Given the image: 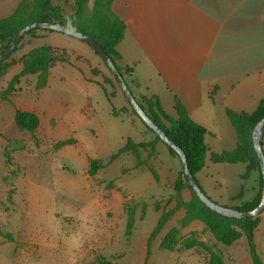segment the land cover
I'll list each match as a JSON object with an SVG mask.
<instances>
[{
	"label": "rangeland",
	"instance_id": "obj_1",
	"mask_svg": "<svg viewBox=\"0 0 264 264\" xmlns=\"http://www.w3.org/2000/svg\"><path fill=\"white\" fill-rule=\"evenodd\" d=\"M17 2L0 0V17L10 14ZM68 11L70 5L64 13ZM45 43L69 49L72 61L66 65V74L72 70L80 80L71 74L36 90L35 75L26 74L5 93L23 58ZM87 47L59 31L35 30L19 40L8 58L11 63L0 76V264H22L26 233L44 243L63 242L74 255L93 243L94 256L103 264H207L208 254L200 246L159 247L160 238L171 226L179 228L181 237L195 231L198 239L219 249L229 264H252L244 237L224 245L201 222L181 226L178 211L152 238L146 254L149 232L161 211L171 207L173 190L163 181L155 183L146 166H134L131 153L108 162L109 154L127 136L134 140L141 136L126 114L112 113L120 103L106 91L109 87L105 88L107 96L100 83L85 79L90 76ZM77 54L82 55L81 66L74 64ZM21 107L32 108L40 117L32 132L19 130L14 124V109ZM164 150L160 143L153 161L160 174L180 166L179 159L169 160ZM93 157L105 166L91 177L87 161ZM229 164L207 161L208 167L196 173L203 192L213 201L228 202L224 180L229 178L230 188L239 180L237 166ZM202 177L207 184L202 183ZM211 183L220 189H211ZM260 217V231L254 240L264 264V209ZM7 232L11 239L3 235Z\"/></svg>",
	"mask_w": 264,
	"mask_h": 264
},
{
	"label": "crops",
	"instance_id": "obj_2",
	"mask_svg": "<svg viewBox=\"0 0 264 264\" xmlns=\"http://www.w3.org/2000/svg\"><path fill=\"white\" fill-rule=\"evenodd\" d=\"M111 7L125 24L123 36L116 49L121 56V62L133 67V74L139 82V86L134 88V94L156 95L161 108L168 115H174L171 117H176L177 100L190 117L205 128L204 141L209 151L233 149L237 144V135L226 109L250 112L264 93V0H113ZM45 44L63 49L66 60L55 61L48 69L45 84L35 89L40 90L53 80L72 77L71 74L74 80L79 81L80 78L71 69L69 75L66 74V65L72 61L69 49L62 45ZM87 46L90 76L84 78L100 83L105 88L109 87L106 91L120 103L116 110L128 107L120 88L104 82L109 71L102 59ZM79 58H82L81 54L74 56V64L81 66ZM37 106L46 115V111ZM21 109L31 110L38 115L32 108ZM121 113L128 116L141 136L136 140L130 136L126 138L129 137L134 142L152 143V146L140 150V158L145 163L134 166L144 165L149 170L152 169L156 175L155 178L152 174L155 183L163 181L173 190L181 167H170L168 172L160 174L153 161H156L157 149L163 142L155 140L153 133L130 109L115 115ZM164 146L166 157L169 160L175 158L165 144ZM261 147L264 153V133ZM122 153H131L134 156L132 152ZM89 159L91 158L88 161ZM207 161L211 162L206 158L204 166L196 173L208 167ZM231 165L237 166L239 180L234 188H230L229 178L225 179L224 190L228 202L217 201L228 206L251 200L259 185L258 171L250 170L242 176L246 172V162H235ZM124 169L127 170L126 167ZM223 171L226 172L227 167ZM196 173L194 177L200 186ZM204 178H201L202 183L207 184ZM210 185L213 190L221 187H216L214 183ZM177 194L183 200L192 198L191 190L183 186L170 194L173 196L171 206L175 205L174 196ZM177 211L180 219L184 210L178 208L175 212ZM261 220L260 217L259 224ZM194 221L196 220L190 224ZM258 226L254 238L260 231ZM70 250L63 242L44 243L26 233L21 248L22 264H103L94 256L93 243L88 244L77 255Z\"/></svg>",
	"mask_w": 264,
	"mask_h": 264
},
{
	"label": "trees",
	"instance_id": "obj_3",
	"mask_svg": "<svg viewBox=\"0 0 264 264\" xmlns=\"http://www.w3.org/2000/svg\"><path fill=\"white\" fill-rule=\"evenodd\" d=\"M112 1L113 0H19L10 14L0 17V50L7 45L13 34L20 27L32 21H59L88 34L101 45L110 57H112L117 69L141 108H143L152 121L183 150L188 168L193 176L204 166L206 158L213 163L246 162V172L242 176L246 175L250 170L258 171L259 185L254 197L239 205H230L238 210H247L255 206L261 196L262 177L258 158L252 146L251 132L254 124L264 116V93L255 108L250 112L237 111L230 108L226 109V114L236 130L237 144L231 150H223L221 152L209 151L204 141L206 133L205 128L196 123L177 100L175 101L176 117H171L161 108L156 95L134 94L133 88L138 87L139 82L133 74V67L121 62V56L116 49L118 42L123 36L125 24L112 10ZM67 5H70V11L64 13L65 6ZM35 30L44 32L54 31L45 28H37L29 30L26 34H31ZM90 47L102 59L97 50L92 46ZM16 48L17 45L13 51ZM9 56L10 54L0 61V76L11 63V61H8ZM57 60H66V54L63 49L53 48L48 44H42L33 48L23 58L20 71L8 81L4 92L10 93L13 84L18 81L20 76L26 74L35 75V88H41L46 82L48 69ZM102 61L109 71V76L105 77L104 82L119 87L110 69L103 59ZM103 89L104 91L106 90L104 86ZM105 94L108 96L106 91ZM126 101L128 107H121L118 110L113 109L112 113L117 114L120 111L127 110V108L130 109L133 114L139 118L142 124L153 133L154 139L162 141L135 113L127 99ZM13 121L17 129L32 132L38 127L40 120L38 115L31 110L15 108ZM163 143L166 145L169 153L178 158L176 151L165 142ZM146 146H152V143L146 141L134 142L128 137L117 151L109 155V161L113 160L122 152H132L135 156V165L145 163V161L140 158V150ZM102 166H104V164L100 158H91L88 161L87 173L92 176ZM150 170L156 178L154 171L152 169ZM183 186H187L191 190L192 198L183 200L177 194L174 196L175 205L161 211L155 225L150 230L147 237L146 254H148V246L152 238L165 226L176 209L183 208L184 214L179 219L181 226L189 225L193 220L199 221L209 229L218 242L224 245H230L244 237L252 264H263L254 241L255 229L260 221L259 214L247 218H237L224 216L215 212L196 196L180 169L174 181L173 190L177 192ZM172 197H170V201ZM127 225H130V222H128ZM3 235L5 238L11 239V234L9 232ZM178 246L185 248L200 246L208 254L207 264H229V262L224 260L219 249L198 239L195 231H191L186 237H181L179 228L171 226L160 238L159 247L161 249L173 250Z\"/></svg>",
	"mask_w": 264,
	"mask_h": 264
},
{
	"label": "water",
	"instance_id": "obj_4",
	"mask_svg": "<svg viewBox=\"0 0 264 264\" xmlns=\"http://www.w3.org/2000/svg\"><path fill=\"white\" fill-rule=\"evenodd\" d=\"M37 28H45L54 31H59L70 35L74 38L80 39L83 42L89 44L90 46L94 47L97 52L100 54L108 68L110 69L114 80L116 81L117 85L125 95L126 99L128 100L131 108L135 111V113L144 121V123L151 128L159 137L160 139L165 142L167 145L172 147L177 155L180 162V167L183 172V176L187 183L192 188L193 192L196 196L210 209L214 210L221 215L228 216V217H237V218H247L252 217L259 214L264 209V153L261 147V137L264 133V116H262L253 126L251 132V139H252V146L258 158L259 169L262 177V188H261V196L258 203L250 209L247 210H238L228 205H223L217 203L210 199L200 188L195 177L193 176L192 172L189 170L187 165V160L183 150L178 147L173 140H171L165 132L155 123L152 119L147 115V113L141 108L139 103L137 102L135 96L131 92L130 88L127 86L126 82L124 81L121 73L116 67V64L112 57H110L105 50L101 47V45L91 36L88 34L75 29L71 26H68L64 23L59 21H32L29 22L22 27H20L11 37L10 41L7 45L0 50V61L5 59L15 48L19 40L31 29Z\"/></svg>",
	"mask_w": 264,
	"mask_h": 264
}]
</instances>
